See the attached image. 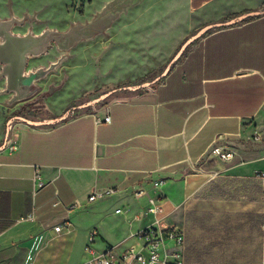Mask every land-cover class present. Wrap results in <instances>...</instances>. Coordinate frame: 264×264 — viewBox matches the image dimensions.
I'll return each instance as SVG.
<instances>
[{
	"label": "crops",
	"instance_id": "0c3cea01",
	"mask_svg": "<svg viewBox=\"0 0 264 264\" xmlns=\"http://www.w3.org/2000/svg\"><path fill=\"white\" fill-rule=\"evenodd\" d=\"M184 8L191 20L165 47V40L150 35L124 38L130 66L137 58L142 67L130 73L158 71L198 29L264 10V0H185ZM262 112L264 15L208 31L187 46L163 81L148 89L114 97L48 130L15 124L17 151H0V264L70 261L74 246L66 240L76 241L83 233L75 254L79 264L90 231L110 214L125 232L110 238L97 230L95 246L98 238V249L134 245L133 235L153 223L141 226L143 218L133 220L147 206L146 196L135 197L137 187L160 196L161 222L182 229L185 264H192L188 219L198 192L213 184L233 190L262 187L258 175L264 167L241 161L236 149L254 132ZM107 115L109 122L104 121ZM217 146L233 150V159L214 157ZM159 180L163 184L154 190L152 182ZM110 188L114 193L89 201ZM76 202L78 207L66 210ZM58 225L63 228L56 232ZM261 232L255 264H264V226Z\"/></svg>",
	"mask_w": 264,
	"mask_h": 264
},
{
	"label": "rangeland",
	"instance_id": "374dc122",
	"mask_svg": "<svg viewBox=\"0 0 264 264\" xmlns=\"http://www.w3.org/2000/svg\"><path fill=\"white\" fill-rule=\"evenodd\" d=\"M184 7L185 0H0V22H12L10 34L38 38L45 35L36 53L27 54L22 70L24 76L40 73L31 81L27 96L17 99L13 91H7L5 87L0 89V148L7 131L6 143L15 147L11 153L17 151L20 131L15 124L31 127L19 120H13L7 126V120L14 116L48 121L71 110L63 121L37 127L48 130L94 111L114 97L136 91L120 89L95 107L79 108L100 94L150 81L160 74L173 55L164 59L167 63L154 73L132 74L129 72L131 69L142 67H138L137 58H134V67L130 66L133 59L130 61L128 58L130 53L125 48L128 44L124 38L134 34L137 37L150 35L165 40L162 48L165 47L191 20ZM65 42L66 47H60ZM3 68L4 64L0 63V88L8 85ZM254 126V132H260L262 140L256 141L253 132L244 137L236 149L241 161H253L262 168L264 112ZM198 195L193 215L188 219L194 242L191 247L192 264H255L262 236L261 226H264V188L249 185L248 188L233 190L228 185L213 184ZM107 207L111 211V205ZM153 219V215L145 216L141 226ZM118 222L119 218L110 214L104 224H98L97 230L104 231L105 237H118L125 232L117 225ZM83 239L81 233L76 241L73 238L66 240L74 246V258L60 264L77 263L75 254L80 252ZM101 242L98 238L97 248Z\"/></svg>",
	"mask_w": 264,
	"mask_h": 264
},
{
	"label": "built area",
	"instance_id": "2783aa9c",
	"mask_svg": "<svg viewBox=\"0 0 264 264\" xmlns=\"http://www.w3.org/2000/svg\"><path fill=\"white\" fill-rule=\"evenodd\" d=\"M110 117L104 118L105 122H109ZM256 141H261V134L258 131L253 133ZM7 142V141H6ZM6 150L12 152L15 147L5 143ZM211 154L219 160L227 161L233 159L235 152L233 150H224L221 147H214ZM262 187H264V171L258 175ZM163 181H153L152 187L158 189ZM115 189L110 188L103 193H94L89 197V201L103 195L114 193ZM135 197H147V206L139 213L133 216V220L137 221L145 216H154L153 223L140 229L133 235L135 241L131 246L109 245L103 249L95 246L98 232L96 229L90 231L88 241L84 246L85 260L79 264H185L183 254L184 234L181 228L175 226H165L161 221L164 216L163 207L160 196L150 195L145 189L137 187L134 189ZM58 202H55L57 204ZM76 202L73 206L67 207L69 210L78 207ZM30 219H33L31 215ZM63 225L54 228L59 232Z\"/></svg>",
	"mask_w": 264,
	"mask_h": 264
},
{
	"label": "water",
	"instance_id": "95a60500",
	"mask_svg": "<svg viewBox=\"0 0 264 264\" xmlns=\"http://www.w3.org/2000/svg\"><path fill=\"white\" fill-rule=\"evenodd\" d=\"M262 15H264V10L250 11V12L240 14L224 22L212 23V24H208V25L201 27L193 35H191L185 41H183V43L180 45L178 50L174 53V55L168 61L163 71L160 74H158L156 77H154L152 80L145 81L137 85H125V86L118 87L116 89H112L108 92L100 94L99 96L88 101L87 103L80 105L79 108L95 106L99 104L100 102L104 101L107 97H109L111 94H113L114 92L120 89L126 90V91H138L141 89L151 87L152 85L158 83L162 78L167 76L171 66L180 59V57L182 56L187 46H189L192 42L202 37L208 31L212 29L230 27L238 23H241L242 21L246 19L259 17ZM0 36L2 37V41L0 42V63L4 64L3 70H4V74L6 76L7 83H8V85H6V90L13 91L16 95L15 98L17 99L24 98L25 96H27V90L31 88V85H30L31 81L40 75V73H31L28 76L22 75V70L26 64V57H27V54L29 53H32V54L36 53V51L38 50L41 44L40 41L42 40H40L41 38L36 37L37 39L36 42L27 44L23 49L20 50V52L22 53L23 64L18 67L17 65L18 55L17 56L15 55V52L13 49L14 47H12L13 44L12 42L8 41L7 36H10L12 39H15L17 37L24 38L27 35L26 36H15V35L10 34L8 30L7 34L0 31ZM70 111L71 110H68L62 116L55 118V119H50L48 121H32V120L26 119L25 117L15 116V117H12V119L7 120L6 125L9 126L13 120H19L33 127H38L42 125H50V124L63 121L68 116ZM7 137H8V132L6 131L3 147L0 148V151L3 150Z\"/></svg>",
	"mask_w": 264,
	"mask_h": 264
},
{
	"label": "bare ground",
	"instance_id": "6f19581e",
	"mask_svg": "<svg viewBox=\"0 0 264 264\" xmlns=\"http://www.w3.org/2000/svg\"><path fill=\"white\" fill-rule=\"evenodd\" d=\"M12 26V22H6V21H1L0 22V31H2L3 33H6L7 34V31L11 28ZM45 35L43 34L41 36V39H44ZM7 39L8 41L12 42V47H14V52H15V55L17 56L18 55V67L21 66L23 64V59H22V53L20 52L21 49H23L27 44H31L33 42H36L37 39H36V36L34 35H27L26 37L24 38H15V39H12L10 36H7ZM39 42V40H38ZM41 42V41H40ZM60 47H63L65 48L66 47V42L61 44ZM27 59V57H26ZM17 67V68H18ZM8 75V73H7Z\"/></svg>",
	"mask_w": 264,
	"mask_h": 264
},
{
	"label": "trees",
	"instance_id": "16d2710c",
	"mask_svg": "<svg viewBox=\"0 0 264 264\" xmlns=\"http://www.w3.org/2000/svg\"><path fill=\"white\" fill-rule=\"evenodd\" d=\"M252 19H253V18H252ZM224 28H226V27H224ZM164 78H165V77H164ZM164 78H162L160 81H163V80H164ZM160 81H159V82H160ZM93 107H95V106H93ZM93 107H91V108H93Z\"/></svg>",
	"mask_w": 264,
	"mask_h": 264
},
{
	"label": "flooded vegetation",
	"instance_id": "af4514ba",
	"mask_svg": "<svg viewBox=\"0 0 264 264\" xmlns=\"http://www.w3.org/2000/svg\"><path fill=\"white\" fill-rule=\"evenodd\" d=\"M15 117V116H14Z\"/></svg>",
	"mask_w": 264,
	"mask_h": 264
}]
</instances>
